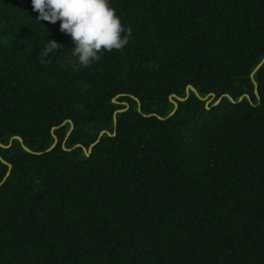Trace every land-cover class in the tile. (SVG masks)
<instances>
[{
	"label": "trees",
	"instance_id": "obj_1",
	"mask_svg": "<svg viewBox=\"0 0 264 264\" xmlns=\"http://www.w3.org/2000/svg\"><path fill=\"white\" fill-rule=\"evenodd\" d=\"M110 2L74 71L0 0V264H264V0Z\"/></svg>",
	"mask_w": 264,
	"mask_h": 264
},
{
	"label": "clouds",
	"instance_id": "obj_2",
	"mask_svg": "<svg viewBox=\"0 0 264 264\" xmlns=\"http://www.w3.org/2000/svg\"><path fill=\"white\" fill-rule=\"evenodd\" d=\"M31 4L38 22L59 20L60 30L73 44L69 64L74 71L91 66L103 51L120 50L129 42L130 29L123 26L110 0H31ZM58 47L56 40H45L41 58Z\"/></svg>",
	"mask_w": 264,
	"mask_h": 264
},
{
	"label": "water",
	"instance_id": "obj_3",
	"mask_svg": "<svg viewBox=\"0 0 264 264\" xmlns=\"http://www.w3.org/2000/svg\"><path fill=\"white\" fill-rule=\"evenodd\" d=\"M263 61H264V59H263ZM262 61V62H263ZM262 62L256 67V69L255 70H257L259 67H260V65L262 64ZM193 90V91H195V88L192 86V85H189L188 86V89H187V92L189 91V90ZM180 100H183L182 98H179ZM174 103H175V105H176V107H177V103L174 101ZM217 103H218V101H217ZM17 138L20 140V141H22V138L21 137H19V136H17ZM55 145V143L53 144V146ZM52 146V147H53ZM87 153H89V151H87ZM6 162V161H5ZM9 166L11 167V165L9 164Z\"/></svg>",
	"mask_w": 264,
	"mask_h": 264
}]
</instances>
